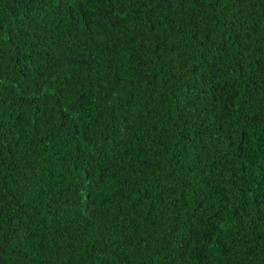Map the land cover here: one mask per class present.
<instances>
[{
	"label": "trees",
	"instance_id": "16d2710c",
	"mask_svg": "<svg viewBox=\"0 0 264 264\" xmlns=\"http://www.w3.org/2000/svg\"><path fill=\"white\" fill-rule=\"evenodd\" d=\"M0 264H264V0H0Z\"/></svg>",
	"mask_w": 264,
	"mask_h": 264
}]
</instances>
